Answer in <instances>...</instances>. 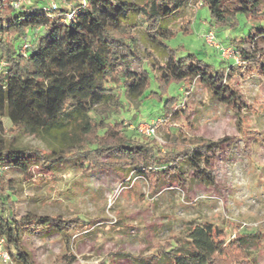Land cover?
I'll return each instance as SVG.
<instances>
[{"label":"trees","instance_id":"16d2710c","mask_svg":"<svg viewBox=\"0 0 264 264\" xmlns=\"http://www.w3.org/2000/svg\"><path fill=\"white\" fill-rule=\"evenodd\" d=\"M18 1L0 0V165L6 172L18 170L36 178V171L51 174L68 165L85 175L112 171L147 181L153 195L173 187L189 193L196 183L216 187L211 170L234 137L191 138L179 129L161 145L129 133L127 125L112 116L151 100L160 103L166 121L178 118L179 99L170 87L189 89L196 82L208 87L221 105L243 115L251 107L239 79H232L239 70L236 63L210 65L184 46L173 45L169 25L195 3L208 11L210 28L231 31L229 44L246 67L264 68V0L234 5L230 0H21L15 6ZM139 30L161 48L165 61L149 62L139 44ZM182 30L187 36L193 33L189 25ZM1 119L8 120V129ZM57 130L74 133L82 146L44 151L17 142L22 134ZM1 178L0 237L10 264H35L24 246L26 232L54 231L70 244L84 223L79 216L19 217L15 193ZM258 236L238 232L226 240L217 225L192 221L156 253L134 260L258 264L247 249Z\"/></svg>","mask_w":264,"mask_h":264},{"label":"rangeland","instance_id":"374dc122","mask_svg":"<svg viewBox=\"0 0 264 264\" xmlns=\"http://www.w3.org/2000/svg\"><path fill=\"white\" fill-rule=\"evenodd\" d=\"M230 4H240V0H230ZM188 25L193 30L189 36L182 30ZM169 27L175 34L173 45L184 46L206 63L217 66L235 62L239 70L232 79H239L237 84L251 108L238 116L216 101L208 87L196 82L189 89L178 84L170 87L169 92L179 99L178 118L166 121L160 103L148 100L138 109L112 116V120L123 121L129 133L161 145L166 144L169 133L179 129L191 138L216 141L234 137L211 170L216 187L196 183L189 193L173 187L153 195L147 181L112 171L85 175L68 165L51 174L36 171V178H27L18 170L4 172L1 183L14 191L19 217L36 213L79 216L84 221L70 237L69 245L54 231L26 232L24 246L35 264H140L134 259L156 253L192 221L217 225L226 240L238 232L256 233L259 236L247 249L258 264H264V68L254 64L246 67L238 55L237 59L222 55L220 48L234 47L229 44L231 31L210 28L208 11L195 3L177 15ZM210 30L215 35L213 46L206 42ZM138 38L150 63L158 65L166 60L161 48L142 30ZM245 49H250L248 43ZM1 121L8 129V120ZM152 123L157 124L154 136L140 132L141 126ZM17 142L44 151L82 146L74 133L65 130L37 136L22 134Z\"/></svg>","mask_w":264,"mask_h":264},{"label":"built area","instance_id":"2783aa9c","mask_svg":"<svg viewBox=\"0 0 264 264\" xmlns=\"http://www.w3.org/2000/svg\"><path fill=\"white\" fill-rule=\"evenodd\" d=\"M21 0H19L17 3H15V6H18ZM69 18L71 17V15L68 16ZM206 42L213 46L215 45V35L213 34L212 31H209L206 35ZM28 45L24 46V49L27 48ZM217 48H220L219 46ZM220 51L222 52V55L224 56H233L235 59H237V54L235 53V51L231 48H227L226 50L224 48H220ZM2 66L3 63H0V72L2 70ZM156 125L157 124H146L140 127V132L147 134L148 136H154L156 134ZM6 167L3 165H0V176H2V174L4 172H6ZM0 264H10V254L7 251V249L5 248V240L3 238L0 237Z\"/></svg>","mask_w":264,"mask_h":264}]
</instances>
